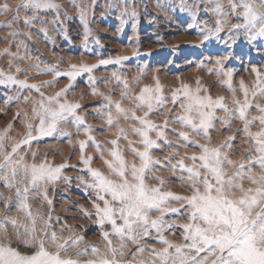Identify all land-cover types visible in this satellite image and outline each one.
I'll return each instance as SVG.
<instances>
[{
    "label": "rangeland",
    "instance_id": "374dc122",
    "mask_svg": "<svg viewBox=\"0 0 264 264\" xmlns=\"http://www.w3.org/2000/svg\"><path fill=\"white\" fill-rule=\"evenodd\" d=\"M60 5L58 9L33 11L21 7L16 11V6L22 0H0V5L8 4L13 10L8 12L0 11V72L5 75H13L18 80H26L29 84L40 86V92L45 96L55 95L72 85L65 96L61 97V102L65 100L69 103H77L80 108L76 114L84 118V126H90L93 131L90 133L97 144L101 145L100 151L88 143L84 155L91 156L90 167L100 170L104 175H108V169L104 160H110L109 151L113 145L110 141L117 139L119 128H123L127 139L121 137L118 140V147L122 150V155L126 161L139 166V159L135 157L129 148L143 151L140 137L134 135L132 127L140 125L134 121H125L119 118L112 126H108L105 119L97 115L100 105L106 103L104 97L93 94V85L89 83L92 77L96 83L94 87L98 93H104L115 101H120L121 107L132 109L133 104L128 99L121 100L120 92L123 84H117L112 79V73H118L122 79L129 82V98L138 95L141 88L145 86L155 87L156 81L162 89L161 94L166 98V107L153 112L148 119L156 124H163L166 114L171 110L172 115L167 116L170 123L166 133V139L171 141L170 146H166L163 140H158L159 148L151 151L154 160L161 161L160 165L152 168L150 174L146 176V183L150 187H160L161 191H171L178 195H190L188 185L182 183L181 173H173L170 165L165 159L171 153L175 156L171 163H176L182 157L199 156L200 149L191 145L184 146L173 133L181 131L188 132L189 129L182 128L179 124L171 123L174 116L182 114L180 102L173 105L172 93L184 85L195 90L197 81L201 89L199 94L209 95L213 99L224 98V103L234 109L236 105L232 103L233 93L226 86H222L221 81L225 78L217 76L215 71L208 69L215 67V61L221 56L227 57L222 64L225 71L231 69L232 87L236 90V99L243 100V93L240 90V82L243 81L245 87L251 92L256 80L252 68H256L264 75V38H257L251 43L245 29L235 30L232 35L235 41L231 47L226 48L223 40L228 35L229 27L232 24L243 23V9L240 0H234L237 5V14H233L229 0H219L224 14L214 15L209 9L215 7V3L207 0H53ZM258 3V0H253ZM159 5V7H158ZM198 5V7H196ZM84 11L85 20H81L80 12ZM135 11L133 18L131 13ZM58 16V18H57ZM14 17V18H13ZM30 22L25 23V19ZM226 21L223 31L219 33L220 40L216 36H210L209 40H203V34L209 29H214L217 20ZM87 23V30L85 28ZM133 23L136 27L133 28ZM7 49V53L5 50ZM10 53V54H9ZM119 57H128L119 64H100L101 60H116ZM97 65L91 73H81L75 80L70 81L67 76L57 77L55 73L70 70V65ZM144 68V74L140 76L139 83H135L133 78L139 76L140 68ZM19 69V71H17ZM52 69V70H50ZM153 77L156 79L154 80ZM45 82H48L45 84ZM31 99L25 103L24 97ZM9 97L12 99L9 100ZM18 97V98H17ZM40 99V95L33 89H22L17 91L16 86L0 85V132L9 124L11 130L8 131V139L5 144L10 150L13 142L19 141L26 129L21 121L25 120V113L31 115L33 102ZM251 99V96H250ZM9 100L7 104L5 101ZM255 104L264 105V97L257 96L253 101V107L248 112V118L258 116L259 113ZM144 109L136 110V115L141 116ZM101 115L106 116L107 110L100 109ZM17 113L19 118L14 119ZM113 116H116L115 108L112 109ZM214 127L209 131V138L201 134L197 136L190 133L189 139L197 144H207L209 147H218L227 140V137L234 136L235 139L228 143L231 150L225 146L224 152L229 153V158L234 162L246 156L249 151L251 141L242 131V122L233 118L231 123L224 125L221 118L226 114L216 110ZM71 118H69V121ZM35 126L38 119L28 121ZM81 126L77 132L76 125L60 123L57 131L52 136L42 137L35 140L31 145H25L21 149V154L25 155L26 163L39 164L47 160L53 167L66 164L61 170V179L53 184L46 185L47 197L52 201V231L60 237H69L79 234L83 237L80 248L86 245L95 246L104 251L105 242L102 240L101 231H110V226L101 229L94 221L96 219L95 210L92 207L95 201V193L86 190L84 184L91 183L86 171H82L85 166L80 163V146L78 141L87 140ZM260 126L255 123L250 131H259ZM33 135H36L35 131ZM150 138L157 140L155 132H151ZM30 149V150H29ZM32 153H35V158ZM199 163V161H197ZM184 164L190 166L192 161L184 159ZM228 168L227 171H231ZM254 172H259V168H253ZM184 176L187 174L184 173ZM67 177V179H63ZM153 177H158L155 179ZM81 180L84 184H81ZM165 183L160 185L159 181ZM20 186V185H17ZM245 182L244 187H250ZM0 193L3 196H11L15 200V189L11 192L0 185ZM34 195V194H32ZM101 206H103L102 202ZM29 204L33 213L39 212L45 218L49 214V205L42 203L40 198L32 199ZM172 207H180V202L171 201ZM84 209L92 215L86 216ZM5 209L0 201V216H3ZM9 217L17 218L18 222L24 220L23 213H18L15 206L8 211ZM159 213H153L155 218ZM167 222L175 221L177 227L164 233L169 241L180 244L182 229L180 224L188 222L186 215H168ZM43 226V221L38 222V229ZM67 226V227H65ZM8 232H13L8 226ZM155 232L142 241L146 248L160 249L163 247L154 237ZM13 246L19 241L10 235ZM7 242V241H5ZM114 246L119 245V241L112 237ZM50 250L52 246H48ZM136 245L129 243L125 248L124 260L131 261V253L136 251ZM23 251L24 249L21 248ZM72 249L69 255L74 252ZM90 251V249H89ZM149 253H143L147 259ZM92 256L81 257V260L92 259Z\"/></svg>",
    "mask_w": 264,
    "mask_h": 264
},
{
    "label": "snow or ice",
    "instance_id": "6c2138e0",
    "mask_svg": "<svg viewBox=\"0 0 264 264\" xmlns=\"http://www.w3.org/2000/svg\"><path fill=\"white\" fill-rule=\"evenodd\" d=\"M207 2L215 3V7L209 9L214 15H226L222 11L219 0H207ZM229 3L233 14H237V5L234 0H229ZM240 5L243 11L238 15H242L243 23L232 24L229 27L228 35L223 40L226 48L231 47L235 41L232 35L235 30L245 29L246 33H251L247 36L250 43L258 37L264 38V0H258V3H254L253 0H240ZM21 7L35 12L58 9L60 5L53 0H22V3L16 6V11ZM12 10L6 3L0 5V11ZM131 15L134 18L136 12L133 11ZM80 16L84 21L83 10ZM29 22L26 18L25 23ZM225 24L226 21L222 22L218 19L215 28L203 34V40H209L210 36H216L217 40H220L219 33L223 31ZM132 26L135 28V23ZM85 28L87 30L86 22ZM226 58L221 56L215 61V67L208 71L210 73L215 71L218 77L225 78L221 84L233 93L232 103L236 105L234 109H230L224 103L223 97L213 99L209 95L201 96L199 93L207 90L201 89L199 81L195 90L184 85L172 93L173 105L180 102L181 98L183 103H180L182 114L174 116L171 123L189 129L188 132L181 131L173 134L183 142L184 146L191 145L199 148L200 155L182 157L176 163H171L175 156L173 152L165 159L174 174L177 171L181 173V181L188 185L190 195L161 191L160 187H150L146 183V176L150 174L152 168L161 164V161L154 160L150 154L153 149L160 147L157 141L163 140L166 146L172 143L165 138L170 123L167 116L172 115L171 110L166 114L163 124H156L148 119L153 112L166 107V98L161 94L162 89L158 80L155 87L145 86L141 88L138 95L129 98V82L113 72L112 79L117 84H123L120 92L121 100L128 99L133 104L132 109H126L121 107L120 101L114 102L110 96L98 93L94 87L96 81L89 77V83L93 85V94H98L106 100V103L101 104L97 109V115L105 119L108 126H112L119 118L134 121L140 125L132 127L131 131L140 137L143 151L132 148V142L129 141L130 151L138 157L139 166L135 163L129 164L124 159L122 150L118 147V140L121 137L124 139L127 137L124 135L125 130L119 128L117 139L110 141L113 145L108 153L111 159L104 160L108 169V175H104L100 170L90 167L92 157L84 155L89 142L97 151H100L101 145L97 144L95 138L90 135L93 129L90 126H84V118L76 114L80 105L66 100L61 102V97L66 95L72 85L61 89L55 95L45 96L40 92L39 85L29 84L26 80H18L13 75L0 72V85L16 86L18 92L25 88L33 89L40 95V99L33 102L31 115L25 113V120L21 121L26 129L24 135L19 141L11 144L10 150L5 140L8 139L7 133L11 130V124L0 132V185L10 192L15 189V200L11 196L5 197L0 193V201L3 202L5 209L4 215L0 216V264H264V105L255 104L259 115L248 118V112L254 106L255 98L264 97V75L255 67L252 68L256 80L251 92L249 93L241 81L240 90L244 99L242 101L236 99V90L232 87V70L225 71L222 64ZM126 59L128 57H119L114 61L101 60L100 64H119ZM95 67L97 65L73 64L70 65V70L57 71L55 75L67 76L70 81H73L81 73H91ZM144 71L143 67L140 68L139 76L133 78L135 83H139V78ZM153 79L156 78L153 77ZM11 99L9 97V100ZM30 99V96H25L24 102L27 103ZM9 100H6L5 104ZM113 107L115 117L112 113ZM100 109L107 110V115H101ZM139 109H144L141 116L136 115V110ZM217 109L226 114L221 118L224 125L230 124L233 118L239 119L243 125L242 131L251 141L247 155L241 157L239 161L234 162L229 158V153L223 151L226 145L231 150L232 146L228 142L233 141L234 136L227 137L224 143L215 148L207 144H197L189 139L190 133L197 136L202 134L206 139L209 138V131L214 127ZM18 118L19 113L14 119ZM69 118H71L70 121ZM36 119L39 122L35 126L28 122ZM62 122L75 124L77 132L80 131L81 126H84L83 132L87 140L78 141L81 151L80 163L85 166L82 171L88 173L91 183L84 184L81 180V184H84L86 190L95 193V201L92 203L96 215L94 223L101 229H104L106 225L110 226V231L102 230L100 233L105 242L103 252L91 245L81 249L83 237L79 234L60 237L51 230L52 201L47 197L45 186L61 179V170L67 165L53 167L47 160L39 164H28L25 155L21 154L23 146L31 145L33 141L42 137L52 136ZM255 123L259 124L260 129L254 133L250 131V128ZM34 131L36 135H33ZM151 132H155L157 140L150 138ZM32 155L35 158L36 154L32 153ZM184 159H190L192 164L186 166ZM255 167L259 168L258 173L253 171ZM228 168L232 170L227 171ZM184 173L187 175L184 176ZM245 182L251 186L245 188ZM159 183L163 186L165 181L160 180ZM30 196L32 199L40 198L42 203L49 205L47 218L39 212L33 213L29 204ZM171 201L180 202V207H172ZM99 202H102L103 206ZM13 206L18 213H23V221L18 222L17 218L8 216L7 213ZM81 211L86 216L92 215L84 209ZM153 213H159V215L152 218ZM168 215L187 216L188 222L179 225L183 230L180 244L165 238L166 231L177 227L175 221L165 220ZM39 221H43V226L38 229ZM9 225L13 229L11 234L8 232ZM152 232L156 233L154 239L163 245L162 248L143 246L142 241ZM10 235L19 241L16 246H13ZM112 237L119 241L118 246L113 245ZM129 243L137 246L136 251L131 253V261L123 259L126 255L125 248ZM49 245L52 246L51 250ZM21 248L24 250L22 251ZM72 249L75 251L69 255ZM146 251L149 253L147 259L143 257ZM89 255L93 258L80 259Z\"/></svg>",
    "mask_w": 264,
    "mask_h": 264
}]
</instances>
